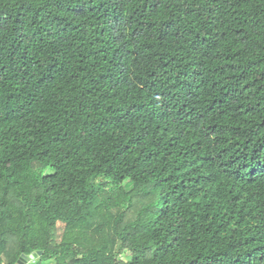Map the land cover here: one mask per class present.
Segmentation results:
<instances>
[{"label": "trees", "instance_id": "obj_1", "mask_svg": "<svg viewBox=\"0 0 264 264\" xmlns=\"http://www.w3.org/2000/svg\"><path fill=\"white\" fill-rule=\"evenodd\" d=\"M38 250L264 264V0H0V264Z\"/></svg>", "mask_w": 264, "mask_h": 264}, {"label": "water", "instance_id": "obj_2", "mask_svg": "<svg viewBox=\"0 0 264 264\" xmlns=\"http://www.w3.org/2000/svg\"><path fill=\"white\" fill-rule=\"evenodd\" d=\"M42 253L41 250L36 251L37 255H40ZM34 259V254L30 253L29 255L26 254H21L20 257L18 258L16 264H25L26 261H30Z\"/></svg>", "mask_w": 264, "mask_h": 264}, {"label": "rangeland", "instance_id": "obj_3", "mask_svg": "<svg viewBox=\"0 0 264 264\" xmlns=\"http://www.w3.org/2000/svg\"><path fill=\"white\" fill-rule=\"evenodd\" d=\"M32 253H34V257H35V259L30 260V261H26L25 264H34V261L37 259V254H36L35 251L32 252ZM53 262H54V261H50V262H48V263H42V264H51V263H53Z\"/></svg>", "mask_w": 264, "mask_h": 264}]
</instances>
